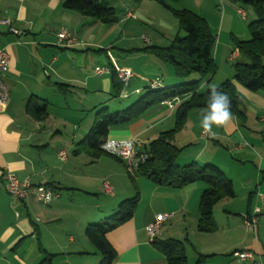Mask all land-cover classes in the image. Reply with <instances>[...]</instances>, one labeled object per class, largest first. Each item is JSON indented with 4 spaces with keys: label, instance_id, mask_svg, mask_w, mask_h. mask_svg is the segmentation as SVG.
Masks as SVG:
<instances>
[{
    "label": "crops",
    "instance_id": "1",
    "mask_svg": "<svg viewBox=\"0 0 264 264\" xmlns=\"http://www.w3.org/2000/svg\"><path fill=\"white\" fill-rule=\"evenodd\" d=\"M144 1H135L137 7H132L126 13L128 22L139 21L137 18L146 20L140 14V6ZM150 1L163 4L166 0ZM169 1L168 10L174 16L175 23L173 21V26L163 21L160 23L165 31H169L167 41L172 42L176 35L182 33L176 12L186 10L202 18L208 17V0ZM211 1L218 2L223 8L215 56L223 52L222 49L229 51L230 55L237 52L234 60L237 61L240 55L231 44L236 41L233 34L234 22L237 11L244 12L245 9L235 0ZM251 10L246 9V13L253 21L255 16ZM86 18L88 17L79 12L63 9L62 0H0V19L10 20L11 29L19 32L14 34L8 26L0 24V49L9 58V70L4 76V82L10 91L9 102L0 107V264H30L29 261L33 260V264H40L48 255H52V259L61 251L68 256L67 260L77 257L78 260H84L81 264H85L89 252L84 245L75 251L74 245L82 242L77 234H84L85 227L102 215L104 204L100 202L97 193H105L104 183L114 189L108 197L112 203L109 208H105L104 215L115 212L122 201L137 197L132 218L106 236L116 254L112 264H166L164 255L153 241L167 239L182 241L186 246L187 260L189 262L191 259L192 264L199 259H202V264H264V196H261L264 194V153L252 152L253 157L246 155L244 158L250 161L254 170V177L248 182L246 212L244 209H232L229 203L225 204L228 200L234 201L236 196L222 200L213 208L216 229L203 233L197 229L199 202L205 188L203 184L169 189L155 186L145 177L135 176L131 178L134 185L132 188L122 169V161L102 151L87 149L84 145L82 135L91 130L94 121L102 114L122 113L134 103L135 96L143 95V89L152 82H160L161 88H165L181 80L174 75L173 68H167L168 64L143 51L147 46H157L156 44L145 38L143 45H135L133 40H129L122 52L137 60L143 56L141 53L147 55V72L143 73L139 82V72L133 67L124 66L122 69L129 71L132 78L125 88L116 93L118 96L114 97L110 76L98 77L95 69L109 65L115 71L121 70L118 60L111 54H107L104 59L99 53L101 41L92 34L91 28L100 22ZM105 26L109 28L113 24ZM177 26L178 33L174 34ZM224 26L230 32V40H222ZM209 28L213 31V28ZM240 38L239 41L249 40L244 36ZM151 60L154 65L149 67ZM209 81L210 79L202 80L197 89L199 93L208 90L200 85L210 84ZM231 83L237 95L264 110V93H251L236 81L232 80ZM188 98L189 96L165 101L147 108L131 123L112 128L106 140L138 138L148 145L161 133L173 129L176 110ZM33 105L45 108L47 115L33 114ZM239 105L243 107L241 100ZM111 106L113 111L109 110ZM254 109L255 107L250 109L252 113H255ZM196 112H202V109L191 110L182 128L174 135L173 143L181 149L176 163L179 166L191 163L213 164L225 173L220 163L226 161L227 155L223 153L225 148L220 143L222 139L230 141L240 133L238 119L232 113L233 118L228 124L214 127L215 135L210 139L215 146H211L209 139L204 141L199 137L202 131L200 126L193 125V120L198 116ZM235 150L242 151L239 145L235 146ZM61 152L66 154L65 159L59 158L58 154ZM112 159L122 165L115 163V167H110L103 175H87V168L100 167L103 162L111 166ZM241 161L239 160L240 163ZM7 173L15 175L20 181L28 179L33 187L52 188L59 193L60 198L47 206L39 205L32 198L24 202L12 201L4 190V176ZM115 178L122 181V190L114 185ZM78 194L97 199L88 209L77 208L80 211L75 213V223H68L69 217L65 210L75 208ZM254 206L255 211L259 212L255 214L257 224L254 230H249L245 226L249 217L246 215L253 213ZM163 214L169 215V219L151 241L145 228L156 216ZM67 217L68 220H64ZM187 223L189 233L186 231L184 240L168 236L169 232L177 227L187 226ZM56 225L67 227V245L55 237V232L59 233L54 228ZM65 250L68 251L67 254ZM243 252L250 253L251 259L241 260L236 256ZM96 254L98 257L89 264H99L101 256ZM51 263L53 264L52 260Z\"/></svg>",
    "mask_w": 264,
    "mask_h": 264
},
{
    "label": "trees",
    "instance_id": "2",
    "mask_svg": "<svg viewBox=\"0 0 264 264\" xmlns=\"http://www.w3.org/2000/svg\"><path fill=\"white\" fill-rule=\"evenodd\" d=\"M235 1L249 6L255 19L248 25L250 39L234 42L235 49L243 59L234 65V79L251 93H264V65H262V57H264V0ZM62 6L65 10L79 12L82 16L95 19L103 25L110 26L117 21L115 9L102 0H62ZM176 15L179 18L183 34L176 35L168 47L147 46L143 51L152 54L160 62L170 65L174 75L179 79L187 80L194 74L199 75L200 78L190 83L165 88H161L160 82H152L149 87L145 88L146 92L125 111L102 114L99 119L94 121L87 137L83 138V143L87 149L101 152L100 147L112 128L131 123L151 106L189 96L176 110L173 129L161 133L154 141L145 145L148 159L135 175H130V177H145L155 186L169 189H181L195 183L203 184L205 188L199 202L197 229L200 232L209 233L216 229L213 208L222 200L235 197L233 183L221 169L213 164L177 165L176 160L181 149L173 143V139L175 133L184 125L187 114L194 109H204L207 105L208 90L199 93L197 89L202 80L210 79L216 70L212 55L214 36L207 22L201 16L186 10L176 12ZM108 67L110 68L108 76L112 81L114 97H117L123 84L119 82L116 71L111 66ZM155 83H158V86L154 87ZM61 87L63 86L61 85ZM218 87L229 94L232 101L231 111L237 113L238 107L240 108V99L231 81L226 80ZM31 111L33 114L47 115L46 109L39 108L37 105H33ZM136 204L137 197L122 201L113 216L98 225L89 224L86 226L84 235L100 254L99 264L114 262L116 254L107 242L106 236L132 218ZM153 243L164 255L166 264H189L186 246L182 241L167 239L153 241ZM51 257L52 255H48L40 264H52ZM194 264H202V259Z\"/></svg>",
    "mask_w": 264,
    "mask_h": 264
},
{
    "label": "rangeland",
    "instance_id": "3",
    "mask_svg": "<svg viewBox=\"0 0 264 264\" xmlns=\"http://www.w3.org/2000/svg\"><path fill=\"white\" fill-rule=\"evenodd\" d=\"M102 1L108 2L110 5H112V7L115 9L117 21L113 24L112 27H109V28H107L105 25L101 23L91 28L92 29L91 31H93L92 34L96 36L99 42L101 41V45H100L101 51L99 53L102 54L104 59L106 58L107 54L109 55L111 54V56L116 58L118 60V64L120 66L121 71L124 70L122 69L124 68V66L135 68L136 71L139 72L138 81L141 82L140 77L143 75V73L147 72L146 63L149 61V58L147 57V55H144L142 53L141 55L143 56H140L138 60L137 58L135 59L130 58L126 56L125 53L122 52V50H125L122 48H126L129 40L130 41L133 40V44L135 45H143L144 38L147 40H150L151 42H153L154 44L160 47L170 46L171 42L167 41V38H168L167 33L169 31H165V28L160 24L162 21L170 25L172 24V26H173V21L175 23V20H174L175 18H173L174 16L171 15L168 10L170 1L169 0L163 1L162 2L164 4L163 5V4H160V2L157 3L156 1L145 0L140 6V14L142 16H145L146 20H143L144 18L143 19L137 18L139 21L132 20L130 22L126 20V13L132 10V7L137 5L135 3V1L137 0H102ZM198 4L200 6V2H198ZM207 8H208L207 9L208 17L207 19L205 17L204 18H205V21L208 23V25L210 23L209 27L213 28L212 34L214 36V46H213L212 55H213L214 62L216 65L215 73L210 78L209 82L210 84L219 85L225 82L227 79H229V81L231 82L232 80L235 81L234 65L236 62L242 61L243 59L239 58L237 61L229 62L228 61L230 57L229 51L225 52L223 49H222L223 52H219L217 57L215 56V50L218 45V35H219L221 25H222L221 22H222L223 8L221 5H218V2L214 3L211 0H208ZM241 8L245 9L244 12H245L246 18L243 20L237 14V17L235 18V22H234L235 23L234 29H233L235 40H238V38L241 39L240 38L241 36H244L245 38L250 39L248 25L251 22V20L248 18L246 9H249L250 11L251 8L243 4H241ZM86 19H89V18H86ZM132 25H134L133 28H132ZM222 30H223L222 40L226 38L227 39L231 38L230 32H227L228 29L226 28V26H224ZM173 33L174 34L178 33V26L176 27L175 31H173ZM180 34L182 35L183 33H180ZM132 35L133 37H131ZM226 40L224 41L226 42ZM231 44L234 45V42H231ZM153 63L154 61L151 60L149 67H152L154 65ZM262 65H264V57H262ZM104 66H109V65H104ZM170 67H171L170 65L167 66L168 69L172 70V67L171 68ZM163 71L167 72L166 69H164ZM199 78H200L199 75L194 74L193 76L189 77L187 80L181 79L180 82H178L175 85L169 86V87L178 86L180 84H185V83H190L194 80H198ZM145 87H147V85L144 86V88ZM142 92L145 93L146 89H143ZM238 96L242 102L243 107L241 106L240 108L238 107L237 113H234L233 111L232 113L236 115L238 119L237 121L241 127V131L240 133L238 132L236 135H234V137L230 139V141H226L225 139H222L220 144L223 145L222 148H225V151H223V153H225L227 156H226V161H222V163H220L221 164L220 166L224 168L225 174L232 180V183L234 186V192L236 196L234 201L228 200L225 204L229 203V205L232 206V209L233 208L238 209V210L244 209L246 212L247 206H248V189H247L248 182L249 180L253 179L254 170H253V167L250 161L244 158L246 157V155H251L253 157L252 152L264 153V110L257 108L254 104H252L245 97H241L239 94ZM138 97L139 96H135L134 100H136ZM131 102L132 101H130V103ZM252 107H255L254 109L255 113L251 112L250 109ZM109 110L113 111L112 106L110 107ZM196 113L198 114V116L195 118V120H193L195 121L193 124L195 127L199 126L200 119H201L200 117L201 112H196ZM201 132L199 134V137L201 136ZM87 135H88V131L84 133V135H82V139L87 137ZM243 137H245L246 139H243ZM202 140L206 141L207 139H202ZM246 140H249V141H246ZM209 142L211 146H215L214 142H212L211 139H209ZM238 145L242 149L241 152H238L239 150H235V146H238ZM239 160H242L241 163L239 162ZM112 161L113 162L111 166H109L108 164H105L106 162H103L100 167L87 168V175L92 176L95 173L100 174V175L105 174L104 172L109 171L108 169H110V167L111 168L115 167L114 166L116 165L115 163H119L113 159ZM118 165H122V164L119 163ZM123 167L124 168L122 169L127 174L125 175L127 176L129 183L132 185V188H134V185L132 183L133 179H131L130 174L126 171L125 166ZM253 183L254 182L252 181V184ZM114 185H116L119 190H122V188L124 187L122 181L119 178L114 179ZM252 186L254 188V185ZM77 196H78L76 198L77 203L74 205L75 208L70 207L69 209L65 210L67 212L66 216L69 217L68 223H75L74 221L75 213L80 211V209H77V208L84 207L88 209V207H91L96 201L95 200L96 197L95 198L88 197V196H84V194H78ZM261 196H264V194H262ZM97 197L100 199V202L104 204V208L101 209L102 215H100V217L97 218L98 220H96L94 223H91L93 225H98L104 222L107 218L115 214V212L107 213L106 215H104L103 213L107 208L110 207L112 203L108 198L110 197L109 195L99 192L97 193ZM252 210H253V213L250 215L247 214L246 216H254L256 207L254 206ZM215 212L216 211L214 210V213ZM68 217L65 218L64 220H68ZM187 224H188L187 226L183 225V226L175 228L173 231L168 233L169 234L168 236H171L170 238H181V239L183 238L184 240V237L189 231V223ZM54 228L59 230V233L55 232V235H56L55 237L58 238L61 243H64L65 245H67L68 235L65 233L67 227L65 226L61 227V226L56 225ZM82 234H83L82 232L77 234L78 236L77 238L79 239V236H80L81 237L80 239H82V242H77L74 245V248H76L74 250L77 251L79 250V248H81L84 245L85 250L89 252L90 254L88 258L86 259L85 264H89V263H92L95 257L96 258L98 257V254H96L97 252L95 251V248L93 247V245L87 240L84 234L83 236ZM70 250L73 251V248H71ZM65 252L67 254L68 251L65 250ZM188 253H190V251H188ZM67 257L68 256L64 255L61 251V253L53 257L51 260L53 264H67L69 262L71 264H81L80 262L84 261V260H78L77 257L67 260ZM189 260H190L189 264H192V260L191 259ZM34 262L35 260H33V262L29 261L30 264H33ZM13 264H16V263L13 262Z\"/></svg>",
    "mask_w": 264,
    "mask_h": 264
},
{
    "label": "built area",
    "instance_id": "4",
    "mask_svg": "<svg viewBox=\"0 0 264 264\" xmlns=\"http://www.w3.org/2000/svg\"><path fill=\"white\" fill-rule=\"evenodd\" d=\"M239 16L244 19L245 15L242 10L237 11ZM0 24L6 25L10 28V30L14 34H19L14 29H11V22L10 20H2L0 19ZM64 39V37H62ZM66 40V39H64ZM74 41V40H73ZM69 44H72L69 40H67ZM237 58V52H232L229 61H234ZM9 70V58L6 52L0 49V107L6 105L10 100V91L7 85L4 82V76ZM110 68L108 66H104L101 68L95 69V75L98 77L109 75ZM116 76L120 83L123 84L125 88L132 75L129 71H116ZM153 86H158V83L153 84ZM201 137L203 139H210L213 136L203 134L201 132ZM100 150L108 154L116 159H119L123 162L126 171L130 175H135V173L139 170V168L146 163L148 159V154L145 150V144L138 138H132L128 140L116 141V140H105ZM60 159H65L66 154L61 152L58 154ZM4 190L6 191L7 195L12 201L15 202H24L28 199H34L36 202L43 206H47L53 201H56L60 198L59 193L49 187H33L30 181L24 180L20 181L15 175L7 173L4 176ZM103 190L107 195H112L111 187L104 183ZM259 213L255 211V214ZM169 219V215L163 214L156 216L154 220L146 226V232L151 241L155 239L159 231L161 230L164 223H166ZM257 224L256 216H249L247 217L245 226L249 230H254ZM239 259H251V254L248 252H243L236 254Z\"/></svg>",
    "mask_w": 264,
    "mask_h": 264
},
{
    "label": "clouds",
    "instance_id": "5",
    "mask_svg": "<svg viewBox=\"0 0 264 264\" xmlns=\"http://www.w3.org/2000/svg\"><path fill=\"white\" fill-rule=\"evenodd\" d=\"M200 87L208 89V97L207 105L201 112L199 126L203 130V134L214 136V127H223L232 120V101L229 94L220 90L216 84L202 83Z\"/></svg>",
    "mask_w": 264,
    "mask_h": 264
}]
</instances>
